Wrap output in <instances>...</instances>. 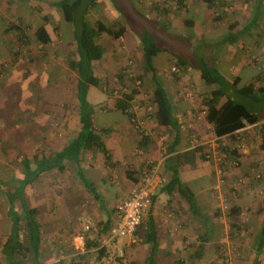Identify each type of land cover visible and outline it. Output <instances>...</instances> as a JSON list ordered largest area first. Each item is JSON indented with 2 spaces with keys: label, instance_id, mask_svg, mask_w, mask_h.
<instances>
[{
  "label": "crops",
  "instance_id": "obj_1",
  "mask_svg": "<svg viewBox=\"0 0 264 264\" xmlns=\"http://www.w3.org/2000/svg\"><path fill=\"white\" fill-rule=\"evenodd\" d=\"M53 1L55 0H16L15 3H11L21 11H26V8L30 5L31 9L40 12L39 17L41 18L43 15H50L53 14V11H57L52 5ZM137 1L138 3L144 4V8L151 4V7L156 8L160 13L162 12L161 16L165 20H168L169 12L177 11L183 13V17L181 15V18L174 19L173 16L170 20L172 27L179 30L183 37L186 32V19L191 18L189 16V10L193 9L197 15L195 14L196 16L191 18L194 20L192 38L196 40L207 37L211 39V37L221 34L224 37L230 32L229 25L233 24L235 26L234 29H237L239 26L238 20H231L232 22H227L226 20L215 22L213 20L215 17L210 18L208 13V11H211V8L206 5L204 0H184L183 6H179L176 0L173 6H164L160 2H157V4L154 2L155 4H152V1ZM259 1L240 0L239 2L244 9L248 10L253 4V6L258 5ZM27 2L29 3L28 6L26 5ZM35 2L40 3L38 5ZM33 3L35 4L33 5ZM40 5L43 7H40ZM253 9H251V14L244 18V21H249L248 18L252 15ZM46 11L50 13H46ZM198 13H201V16H198ZM17 16L20 19V13ZM53 17L57 16L53 14ZM154 17L157 18L158 16L154 15ZM171 23L168 25H171ZM30 26L33 27L32 25ZM38 26L36 25L34 28ZM51 26V24L46 25L53 42V36L50 30ZM132 37L129 38L126 35L121 36V41L127 45L129 51L133 50L131 49L133 48L132 46L138 43V40L134 39V36ZM34 44L41 43L34 41ZM1 46L7 53L9 49L6 43H2ZM263 50L264 37L260 36V34H258V37H255L250 32L240 35L236 43H225L217 47L212 54H214L216 64L220 68L221 73L228 80L234 81L237 77H241L242 82L245 83L250 79L259 78L260 73L257 70L251 54ZM44 55V53H41L39 57L42 58ZM49 60L52 62L53 58H49ZM171 61L169 60L165 63L159 69L158 74L164 81L167 92L172 99V114L177 121L175 127L169 126L167 117L164 118L165 122L163 124H159L154 115L156 106L152 96L155 86L150 73H146L142 77L143 87L149 94V103L143 106H135L132 103L131 109L133 112L139 113V119L143 123L141 129L137 128L136 123H132L127 114H124L121 109L117 108L116 102L111 103V101L107 100V97L100 93L98 87H91L88 98L91 97V94L93 95L92 99L94 102L91 104H94L93 106L95 108V124L98 129H103V139L109 151L110 161L108 162L101 152L95 150L89 151L85 153L81 165H70L67 163L65 170L62 172L57 169L43 172L31 184L25 187L24 196L27 202L32 206H39L43 213V264H58L61 261L67 263L71 258L87 252L84 249L82 235L84 230L81 231V225L76 226L72 224L69 226L67 223L63 225V223L59 222L68 219L70 210L76 215V218L73 219L81 222L82 229H84L85 221H89L93 225L99 221L106 220L108 217L112 219L113 217L116 218L115 208L117 204L137 184L141 177L140 173L143 175L149 172V166L152 162L158 164L160 175L162 174L161 176L165 178V182L156 186L154 190V194L156 195L155 201L150 212L148 210L143 217L144 224L141 226L142 228L139 230L138 227L136 230L133 238L134 242L130 238L124 242H120V238H113L112 235L103 237L101 243L106 247L107 252L114 253L118 247H124L125 252L128 249L130 256L135 255L136 252L139 256L138 250L141 247L139 244L145 243L146 245H144L148 253L143 256V260L139 264H147L150 244L145 242V233L148 230V216L151 214L158 231V239L156 242L158 243V247L155 254L157 260L167 257L166 264H180L181 262L178 260L179 256L174 253L184 252V245L187 246L189 241L187 237H193L197 241V246L195 247V244H192L190 248V250L194 249L190 253V257L201 260L202 258L194 256L193 253L197 251L199 244L202 243L200 238L205 232L208 235L204 243V253L207 250L217 251L219 247L224 250L225 247L221 244L224 242L222 240L224 238H226V249L228 250V244L230 245V249L231 246L234 248V242H231L234 237L231 235L232 237L230 238V234H228V229L232 230V228H229V225L235 222L234 218L237 215L239 217L240 211L245 208L255 214V218L253 215L250 218L251 215L249 214V217L246 218L249 221L247 225L250 227L248 231L249 241L246 248L248 251L256 254L252 240L264 221V207L259 203V201L264 200L259 196V186H249V189L246 188L242 194V200L236 202L232 208L233 210L235 208L236 213L227 214V212L220 210L222 206L219 208V202L214 197V192L210 190L212 185L208 178L209 175L205 176L195 173V170L200 168L198 162H200L202 151L206 152L207 145L214 139L220 140L228 136H216L213 124L207 121L205 115L206 106L203 105V99L209 96L211 90L215 89L216 86H208L201 78L199 71L190 67L184 68L182 72L177 68L175 73H171L170 68L172 69L173 67ZM11 69L12 67L7 68L3 73V77L10 78V76L15 77L17 75H20V78L24 77ZM8 80L7 82L6 80L2 81L0 92L9 95L18 93L19 96L18 98L15 97L16 100L12 97L14 104H12L13 106L10 110H5L9 103L5 104L0 98V124H5L8 130L15 123V119H24L27 116H31L30 114L33 115L32 121L35 125L33 140L35 148L33 155L29 159L33 161L37 158V160H34V163H30L29 168L35 170L38 160L40 161L43 157H48L54 152L60 151L71 138L72 131L79 129V104L77 101V113L76 116H73L72 111L69 110V106L65 104L67 102L66 99L61 104L57 100L52 101L53 91H55L54 96L57 93L55 87L56 82H54L50 90L45 89L43 93L41 89L42 94L39 92L40 94L37 98L39 102L37 101L38 104L32 108L29 106L30 104L26 105L25 103L26 86L22 84L24 79L22 78V83L16 82L15 84H8ZM40 80L42 81V79ZM44 80L47 86V76L44 77ZM4 83H7V85ZM258 83H260L259 80ZM2 85H4L3 88H1ZM143 87L140 88L141 91H144L142 90ZM7 97L9 96L7 95ZM226 101L227 99L221 98L218 106L222 107ZM57 105L58 108H56ZM263 123L264 119L256 124L247 125L243 129H248L246 134L252 135V133H257L253 128L256 127L255 130L259 129ZM17 125V130H11L12 133H16V136L18 133L21 134V130H25V121L21 126L19 123ZM73 127L77 128L74 129ZM140 131L146 134L149 138L148 141L140 142ZM25 141L26 138L24 137L19 142V145L23 147L24 143L22 142ZM28 152H26L27 156H29ZM14 155L15 153H11L10 150L0 151L2 162L0 164L2 166L0 172L10 173L8 176L0 175V264H6L5 256L1 250L11 226V220L8 215L9 202L5 192L14 190V187L19 184V180L17 181V179L21 178V174L25 170L22 160H19L18 164H12L10 157ZM27 156L25 157L27 158ZM25 157L23 158L25 159ZM4 158H7V163ZM169 158H171L172 162L177 163L180 161L178 175L194 192L197 199V206L204 216L203 218L191 213L189 203L176 190L173 194L161 190L171 177V171L165 167V161ZM172 165H175V163ZM82 176H85L95 184L97 195L93 196L87 190L81 180ZM244 176H247L250 179V183H252L249 167L244 169ZM96 196L98 197L96 198ZM45 204L50 205V211L52 210V205L58 206L57 214L55 216L47 214L43 209ZM257 211L263 214L262 217L256 215ZM195 221H200V223L196 225ZM221 223H225L224 227ZM219 230L221 236H218ZM45 236L48 238L46 237V239ZM171 247L175 249H171ZM88 252L93 254L94 249ZM261 254H264V251ZM169 257H171V261H169ZM94 258L91 257L90 261ZM133 258L138 259L137 256Z\"/></svg>",
  "mask_w": 264,
  "mask_h": 264
},
{
  "label": "rangeland",
  "instance_id": "obj_2",
  "mask_svg": "<svg viewBox=\"0 0 264 264\" xmlns=\"http://www.w3.org/2000/svg\"><path fill=\"white\" fill-rule=\"evenodd\" d=\"M89 1L90 0H84L85 5L88 4ZM143 1H152V4H157V2H160V4L163 3L164 6H173L176 3L175 0ZM218 1L220 7L216 8V10L211 9V11H208L210 18H217L216 20L213 19L215 22H219L222 20H226L227 22H230L231 20H238L240 26H238L237 29H234V32L237 33V31H240L244 28L242 26L248 21H244V18L251 14V9L255 7V9L252 10V15L248 18L249 20L254 22L253 24L257 25V27L253 25L251 33H253L255 37H258V34L264 37V0H260L258 5L253 6V4L248 8V10L242 7V4L239 2L240 0ZM11 2L15 3L16 0H0V7L2 6V8H0V85L3 83V80H6L7 82L8 79H10L8 80V84H15L16 82L22 83L21 80L23 78L24 81L22 84L26 86L25 103L26 105L30 104L29 106L33 108L38 104L37 101L39 99L37 98L40 94L39 92H41L42 94V90L43 93L45 89L50 90L51 86H53V83L56 82L55 87L57 93L54 96L55 91H53L51 100H57V102L61 104V102L65 101L66 99L67 102L65 104L69 106V110L72 111L73 116H76L77 100L74 95L76 76L67 65L68 58L76 51V43L74 40L72 25L67 24L64 22V20H62V18H64L61 17L63 15L62 11L61 13L53 11L52 13L57 17H53V14H50L53 20V23H51L52 26L50 27L53 36L52 44H50L49 46L34 44V31L36 30L34 26L40 24V12H36L31 9L28 2L26 3V5L29 6L26 8V11L19 10V8H17ZM96 2L97 3L95 7L91 12L89 11L87 15L91 22L102 18V21H107V25L110 27L114 22L116 24L121 23L124 26L126 36H129V38H133L132 36H134V39L140 36L139 34H143L145 32L153 34L156 38L155 41L157 45H159V47L163 49L158 54L157 60L158 62L163 61L165 63L168 61V59H170V61L172 60L171 65L173 67L172 69L170 68L171 73L176 72L178 68V66L175 64L178 54L187 52V50H190V47L195 50L196 39L190 37L191 39L189 40L187 36L183 37L181 32L172 27V23L170 22L173 16L174 19H177L178 17L181 18V15L183 17V13L181 12H169V16L167 17L168 20H165V18L161 16L162 12L160 13L158 10H156V8L151 7V4L147 5V7L144 8V4L138 3L137 0H96ZM35 3H33V5ZM39 3L40 2H37L36 4L39 5ZM147 4L149 3L147 2ZM40 7L43 6L40 5ZM139 12H142L143 15H139ZM18 13H20V19H18ZM46 13L50 12L46 11ZM120 14H122L123 17ZM195 14L196 13L194 9L189 10V16L191 18L197 15ZM154 15H157L158 17L155 18ZM198 16H201V13H198ZM11 23L22 25V28L26 31V35H28L29 37V44H23L22 42L17 40V36L15 34L11 36L3 35L4 27H8ZM169 23H171V25H168ZM30 25H32L33 27H31ZM56 25L58 26V29H55ZM220 38L223 39L222 34L213 36L211 37V39L210 37L201 38V46L197 43V48H199L198 50L208 49L209 46L207 45V42L211 40L219 41ZM6 40H11L13 42L11 48L13 49V51H11L9 56H4L7 53L6 50L2 49L1 46L2 42L5 43L4 41ZM101 41L108 46L111 45L112 47H110L106 51L104 57L100 61H97L95 63V70L97 75H99L100 78H102L103 82H105V86L99 88L100 93L103 96L107 97V100L111 101V103H115L117 98L121 96L120 94L122 91L129 92L132 89H136L139 92L135 95L132 103L135 106H143L145 104H148L149 94L143 87L142 78L140 80L138 79L136 82L131 80L132 78L137 77L139 73L143 72V50L141 43L138 41L137 45L132 46L133 48L131 49L133 50L129 51L127 45L124 44L123 41H121V37H118L112 33H105L104 35H102ZM41 53L45 54L42 58L39 57V54ZM251 57L253 59L255 58L256 62H258L260 66L264 68V50L260 52H254L253 54H251ZM49 58H53V61L50 62ZM11 67V70L18 72V74H21L24 77L20 78V75H17L15 77L10 76V78H5V76L3 77L4 71L7 68ZM179 69L182 72L184 67H179L178 70ZM260 71L261 73H263L261 68ZM119 73L123 74L124 76V80L121 83L117 78V75ZM45 76H47L48 79L47 86L45 85ZM40 79H42V81ZM55 79L56 81H54ZM258 80L260 81V83L264 82V78H262V76ZM4 84L7 85V83ZM106 86L112 87V93L110 95L106 91ZM3 87L4 85L1 86V88ZM141 87H143L142 90L144 91L140 90ZM7 95L9 97L6 98ZM18 96V93L9 95L0 92V98L5 102V104L9 103L5 110H10V108L13 106L12 104H14V99L12 97L18 98ZM92 98L93 95L91 94V97L89 98L91 103L94 102ZM40 100H42V98H40ZM54 104L56 103L54 102ZM58 105L56 106V108H58ZM133 113L134 119L137 120L139 126H141L142 128L143 123L141 122L142 120L139 119V113ZM30 115L31 116H27L24 119H15V123H13L12 127L8 128V130L5 124H0V151L10 150L11 153H15L13 157H10L12 159V164H18L19 160H22L23 157L27 156V151H29V156H27L28 158L33 155V151L35 148L33 140L35 125L32 121L33 115ZM24 121L25 130H21V134L18 133L16 136V133H12L11 130H17V123H19V125L21 126ZM55 127L57 128V126ZM73 128L76 129L77 127ZM255 128L256 127H254L253 130L257 133H252V135L246 134V132H248V129H242L241 131H239L236 137L237 139H239V141H236L234 139L232 140L229 135L224 139H214L209 145H207L205 149L206 152L204 151L209 160L200 159V162H198L200 168L195 170L196 174H203L205 176L209 175L208 178L209 181H211L212 185L210 190L214 192V197L219 202V208L222 206V209L220 210L227 212V214H229V209L233 208L236 202H240L239 200H242V194L245 192L244 190H246V188L249 189V186H259V196L264 200V148L261 143V132H259V129L255 130ZM24 137L26 138V141L22 142L24 143V146L22 147L19 145V142ZM219 143L235 146L238 149L239 153V156L237 157L238 159L230 158L226 161L221 160L222 157L219 155L220 149L217 145ZM222 156L224 155L222 154ZM4 160L6 162L7 158H4ZM0 164H2L1 158ZM1 167L2 166L0 165V171ZM247 167L250 168L252 183H250V179L247 178V176H244V169ZM1 174L4 176L10 175V173L4 172H0V175ZM259 203L262 207H264V201H259ZM57 207L58 206L56 205H52V210L50 211V205L45 204L43 206V209L47 214H52L53 216H55L57 214ZM248 214L251 215L250 218H252V215L255 218L254 213H251L249 210L243 208L239 213V217L237 215V217L234 218L235 222L229 225V228H232V230L228 229V234H230V238L232 237L231 235H233L234 237L231 240V242H234V248L231 246L230 249V245L228 244L227 250V244L225 242L226 238H224L222 239L224 242L221 243L225 247L224 250L220 247L217 251L207 250V252L203 254L201 260H196L190 257V253L194 251V249L190 250V248L192 244H195L196 247L197 241L193 237H187L189 238V241L187 243V246L184 245V252L180 251L174 253L175 255L179 256L178 260H180V264H251L256 254L248 251L246 248L249 241L248 231L250 230V227L247 225L249 221L246 220V218L249 217ZM256 215L262 217L263 214L257 211ZM68 216L69 217L66 221L59 223H63V225L67 223L69 226H71L72 224L76 226L81 225V231L84 230L82 229L81 222L79 220H74L76 218V215H74L71 210L69 211ZM198 223H200V221H195L196 225H198ZM221 224H223L224 227L225 223ZM141 226H139V230L140 228H142ZM218 236H221L220 230ZM46 237L47 236H45V238ZM127 239L128 237H120V242H124ZM144 244H139L141 246L138 250L139 256L137 252L135 255L130 256V252L128 251V249L125 252V248L122 247L124 249V260L126 264H139V262L143 260V256L148 253L145 248L146 244ZM171 249L175 248L171 247ZM113 254V252L109 253V255ZM158 254L160 255V253ZM135 256L138 257L137 260L136 258H133ZM156 258L157 256L155 257V259ZM164 258L158 259L159 261L156 259V264H166L167 257ZM170 258L171 257H169V261H171ZM258 259L260 260L261 264H264V254H261L260 258ZM118 264L120 263L118 262Z\"/></svg>",
  "mask_w": 264,
  "mask_h": 264
},
{
  "label": "trees",
  "instance_id": "obj_3",
  "mask_svg": "<svg viewBox=\"0 0 264 264\" xmlns=\"http://www.w3.org/2000/svg\"><path fill=\"white\" fill-rule=\"evenodd\" d=\"M176 1L179 6L184 5V0ZM204 2L211 9L216 10V8L220 7L218 0H204ZM96 3V0H90L86 5L84 0H55L52 2V5L56 8L57 12L61 13L62 11L63 15L61 17H64L62 20L73 27L76 51L68 58L67 65L76 76L74 95L79 104V129L72 131L71 138L60 151L54 152L48 157H43L40 161L38 160L35 170H31L29 166L30 163H34V160H37V158L33 161L28 157H25V159L22 158L25 170L24 173L21 174V178L17 179V181L19 180V184L14 187L13 191L8 190L5 192L9 202L8 215L11 220L10 231L1 250L5 256L6 264H43V213L39 206H32L27 202L24 196L25 187L31 184L36 177L43 172H48L51 169H57L62 172L65 170L67 163L70 165H81L85 153L89 151L95 150L103 153L108 162L111 159L103 139V129H98L96 127L94 120L95 110L89 101L88 94L91 87L102 88L105 86V82H103L102 78L96 73L95 63L100 61L104 57L106 51L112 46H108L101 41L102 35L105 33H112L121 37L122 35H126V33L124 26L121 23L116 24L114 22L110 27L107 25V21H102V18L91 22L87 15L89 11H92ZM120 15L122 16V14ZM139 15H143V13L139 12ZM216 19L217 18L215 17L214 20ZM51 23H53V20L50 15H43L41 17L40 24H38L39 26L34 31L35 42L46 46L51 44L52 38L46 27L47 24ZM253 23L254 22L251 20L247 21L246 24L242 26L244 28L237 33L234 32L235 26L233 24L229 25L230 32H228L223 39H219V41L207 42V45L209 46L208 49L198 50L197 43L201 46L200 39H198L196 40L195 50L190 47V50H187V52L178 54L175 61L178 68L190 67L197 70L208 86H216L215 89L211 90L210 95L203 99V105L206 106V119L213 124L215 134L218 137L229 135L232 140L239 141V139L236 138L237 133L239 132L238 130L243 129L247 125L256 124L264 119V82L258 83V79L261 76L264 78V68L261 67L254 58V63L260 73L259 78L256 77V79H250L245 83L242 82L241 77H237L234 81H230L221 73L220 68L216 64L217 62L214 54H212L217 47H220L225 43H235L240 35L250 33L253 25L257 27V25ZM55 29H58L57 25L55 26ZM193 29L194 20L191 18L186 19V32L184 37L187 36L190 40L193 35ZM146 33L147 32L139 34V38H136L141 43L143 50V72L139 73L137 77H134L131 80L136 82L138 79L140 80L144 74H151L155 86L152 96L153 102L156 106L154 115L159 124H163L165 122L164 118L167 117L169 121L166 120L169 126L175 127L177 121L172 114V99L167 92L164 81L158 74L159 69L165 65V62H158L157 60L158 54L163 49L157 45L155 41L156 38L153 34ZM9 34H15L17 40L23 44H29L30 42L29 37L26 35V31L22 28L21 24L11 23L8 27L6 26L3 35ZM4 42L9 49L4 56H9L11 51H13V49H11L13 42L11 40H6ZM169 60L170 59H168V61ZM260 68L263 73H261ZM117 78L120 83L124 80L123 74L120 73L117 75ZM106 87V91L110 95L112 93V87ZM138 92L139 91L136 89H132L129 92L122 91L120 94L121 96L116 100L117 108L121 109L124 114H127L132 123H136V125L137 122L134 120V113L131 109L132 100ZM221 98H225L227 101L222 107H219L218 103ZM236 131L238 132L236 133ZM259 132H261L262 135L261 143L264 148V123L259 128ZM140 135L141 143L148 141L149 138L143 131H140ZM218 148L220 149L219 155L222 157L221 160L226 161L230 158L238 159L237 157L239 156V153L235 146L219 143ZM222 154L224 156H222ZM201 159L209 160L204 151H202ZM179 162L180 161L177 163L172 162L171 158L165 161V167L171 171V177L161 190L170 194H173L176 190L180 196L185 198L189 203L191 213L203 218L204 216L197 206V199L194 192L178 175ZM174 163L175 165H172ZM154 166H157V164L154 162L150 163L149 172ZM141 174L142 173H140V176L142 177L147 173L143 175ZM158 174L160 175L159 166ZM81 180L93 196L97 195L95 184L92 181H89L85 176H82ZM164 182L165 178L161 184ZM97 197L98 196H96V198ZM155 198L156 195L153 194L151 207ZM151 207L149 208V212ZM229 211V214L236 213L235 208L234 210L231 208ZM143 217L140 226L144 224ZM147 221L148 230L145 233V242L150 244L147 264H156L155 254L158 247V243H156L158 239V231L151 214H149ZM114 223L115 217H113V219L108 217L106 220L99 221L93 226H90L88 230L84 229L82 232L84 239L83 243L84 249L87 252L71 258L67 263L61 261L58 264H91V261L93 260L90 261L91 257H95L94 259H102L109 255L110 252H107L106 247L102 245L101 240L103 237H109L112 235ZM207 235V232L201 235L200 239L202 243L199 244L197 251L193 253L194 256L202 258ZM252 242L254 250L256 251L255 259L252 264H261L258 256L264 251V221L259 231L253 237ZM92 249H94L93 254L88 252ZM119 263L126 264L124 258H122Z\"/></svg>",
  "mask_w": 264,
  "mask_h": 264
},
{
  "label": "built area",
  "instance_id": "obj_4",
  "mask_svg": "<svg viewBox=\"0 0 264 264\" xmlns=\"http://www.w3.org/2000/svg\"><path fill=\"white\" fill-rule=\"evenodd\" d=\"M135 120V119H134ZM137 122V120H135ZM137 128L141 129L137 122ZM147 174L142 176L131 192L116 206V218L112 228V237H128L132 242L134 234L141 224L143 215L152 204V196L157 185L164 181L158 174V164L152 167ZM91 224L84 222V229L88 230ZM125 257L124 249L118 247L113 255H107L102 259H93L91 264H118Z\"/></svg>",
  "mask_w": 264,
  "mask_h": 264
}]
</instances>
